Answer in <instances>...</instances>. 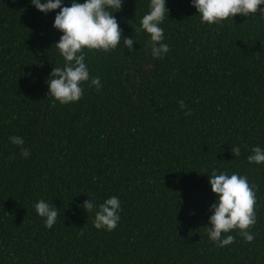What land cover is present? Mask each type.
I'll list each match as a JSON object with an SVG mask.
<instances>
[{
	"label": "trees",
	"instance_id": "16d2710c",
	"mask_svg": "<svg viewBox=\"0 0 264 264\" xmlns=\"http://www.w3.org/2000/svg\"><path fill=\"white\" fill-rule=\"evenodd\" d=\"M148 2L123 0L114 13L134 51H87L101 88L85 83L78 102L60 105L45 83L62 63L56 13L0 0V264H264V165L247 161L264 148V19L209 26L190 0H167L169 52L153 59L138 31ZM213 169L254 186L252 243L236 231L223 248L208 240ZM113 195L119 224L98 231L82 205ZM39 199L58 209L51 229L35 213Z\"/></svg>",
	"mask_w": 264,
	"mask_h": 264
},
{
	"label": "clouds",
	"instance_id": "9594fccd",
	"mask_svg": "<svg viewBox=\"0 0 264 264\" xmlns=\"http://www.w3.org/2000/svg\"><path fill=\"white\" fill-rule=\"evenodd\" d=\"M123 0H71L64 6V0H30V4L41 14L55 12L53 28L61 33L55 43L58 55L62 58L60 66L53 67L48 79L47 97L54 103L67 105L78 102L84 92L85 83L97 91L101 88L100 77H91L85 62L87 51L109 53L118 47L134 51L136 43L133 36L122 38V29L114 16L120 11ZM167 0H149V11L142 16L138 31L147 35L146 48L153 59H163L169 52V45L164 42L165 36L161 25L165 17H169L166 7ZM264 0H190V6L196 10V15L202 24L219 25L223 21L236 16L247 19L256 15L264 19ZM59 10L58 12L56 10ZM180 109L185 108L183 101H178ZM185 115H191L185 112ZM12 145L18 147L20 157L27 159L30 150L24 147L25 141L19 135L8 137ZM234 157L240 155V147H231ZM247 156L249 164L264 165V148L254 146ZM208 176V184L215 200L209 208L208 226H205L208 240L216 247L223 248L234 242L232 231L238 232L246 243H252L254 234L250 229L256 223L254 212L255 190L244 175L233 172H217L213 169ZM35 213L43 220L44 227L51 229L58 218V209L44 199H39L33 205ZM83 210L93 214V227L96 230L111 232L120 221L121 202L117 196H109L102 203H94L87 199Z\"/></svg>",
	"mask_w": 264,
	"mask_h": 264
}]
</instances>
